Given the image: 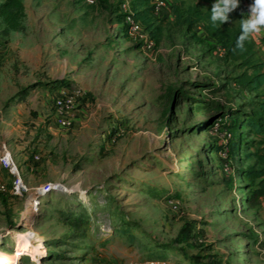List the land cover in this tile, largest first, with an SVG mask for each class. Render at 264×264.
I'll use <instances>...</instances> for the list:
<instances>
[{"label": "rangeland", "instance_id": "rangeland-1", "mask_svg": "<svg viewBox=\"0 0 264 264\" xmlns=\"http://www.w3.org/2000/svg\"><path fill=\"white\" fill-rule=\"evenodd\" d=\"M23 1L24 30L0 18V264H264L243 125L264 105L251 81L264 50L230 49L242 3L221 24L213 3L151 0L148 48L124 22L141 0ZM61 92L76 100L67 127Z\"/></svg>", "mask_w": 264, "mask_h": 264}, {"label": "trees", "instance_id": "trees-1", "mask_svg": "<svg viewBox=\"0 0 264 264\" xmlns=\"http://www.w3.org/2000/svg\"><path fill=\"white\" fill-rule=\"evenodd\" d=\"M168 1V0H167ZM202 2L213 3L215 0H200ZM215 3V2H214ZM213 3V5H214ZM153 5L151 0H141L139 5L136 7L134 12L135 18L143 25L146 30L151 28L152 16L154 15ZM26 17V6L23 0H4L0 3V18L4 24L3 33L9 34L11 31H21L26 28L25 24ZM145 25V26H144ZM241 35V30L237 32L235 39L230 46V49L245 51L248 39L244 41V48L240 49L236 47V42L238 37ZM256 70L252 76V84L255 88H264V61L258 62L256 64ZM258 115L249 116L244 120L243 125H247L250 134H254L257 138L254 142L255 150L250 154L256 158V164L261 166L259 169H249L245 170V175L252 180H259V188L255 191V197L259 199L264 196V105L260 111L257 112ZM240 140H234L231 144L232 149H236L240 146ZM188 234L185 232L178 239L179 242H185L188 240ZM149 259L159 260V261H169L166 255L161 254L157 257H150ZM196 264V263H195Z\"/></svg>", "mask_w": 264, "mask_h": 264}, {"label": "built area", "instance_id": "built-area-1", "mask_svg": "<svg viewBox=\"0 0 264 264\" xmlns=\"http://www.w3.org/2000/svg\"><path fill=\"white\" fill-rule=\"evenodd\" d=\"M156 4V11H159L160 9L164 8L166 5V0H154ZM254 2L250 3V5ZM124 10L127 11V14L124 17V22L126 25V28L128 32L133 35L137 36L138 38H143L145 42V45L148 48H152L154 45V41L149 38L148 33L145 31V28L143 25L135 18V15L132 14L131 11L128 10V4L125 3L123 5ZM55 110L58 116V120L62 126H69L71 124V120L75 114V108H76V100L75 98L65 92H61L58 96H56L55 99ZM10 162V156L8 153L3 154L0 156V164L3 166L9 165ZM52 185V184H51ZM53 188H57L58 185H53ZM4 188V186L2 187ZM12 189L15 193H25L30 194V188L28 184L24 181V179L21 176H18L13 181ZM30 201L34 204L38 203L39 201L37 198H33L29 195ZM137 264H170L169 261H159V260H153L149 258H144L143 260H140Z\"/></svg>", "mask_w": 264, "mask_h": 264}, {"label": "clouds", "instance_id": "clouds-1", "mask_svg": "<svg viewBox=\"0 0 264 264\" xmlns=\"http://www.w3.org/2000/svg\"><path fill=\"white\" fill-rule=\"evenodd\" d=\"M240 6V0H216L212 6L211 20L213 23H227L230 13ZM249 16L241 22V35L238 37L236 47L243 49L244 41L249 37L255 39L264 31V0H254L249 6Z\"/></svg>", "mask_w": 264, "mask_h": 264}, {"label": "crops", "instance_id": "crops-1", "mask_svg": "<svg viewBox=\"0 0 264 264\" xmlns=\"http://www.w3.org/2000/svg\"><path fill=\"white\" fill-rule=\"evenodd\" d=\"M3 1H4V0H1V3H2ZM214 2H216V0H215ZM214 2H213V3H214ZM251 2H252V0H240V3H242L244 9L246 8L245 10H246V12L248 13V16H249V14H250V12H249V6H250V3H251ZM248 16L246 17V19L248 18ZM254 41H255L259 46H261L262 49L264 50V31H262L261 34L258 35V36L254 39Z\"/></svg>", "mask_w": 264, "mask_h": 264}]
</instances>
